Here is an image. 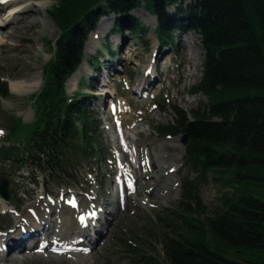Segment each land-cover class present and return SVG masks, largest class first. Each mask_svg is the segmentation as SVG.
Segmentation results:
<instances>
[{
  "label": "rangeland",
  "instance_id": "374dc122",
  "mask_svg": "<svg viewBox=\"0 0 264 264\" xmlns=\"http://www.w3.org/2000/svg\"><path fill=\"white\" fill-rule=\"evenodd\" d=\"M5 1L0 2V19L12 24L2 29L1 33L19 26L17 21L22 17L8 16ZM194 1L178 0L175 5L184 9ZM30 3L35 8L25 16L29 26L19 32V38L12 42L14 46L5 41L11 49L3 48L0 52L11 53L12 56L10 60L1 62L0 66V94L6 91V96H0V149H16L36 122L33 97L43 85L44 67L53 59L54 41L60 35L52 19L58 0H32ZM39 3H42L43 9L37 7ZM173 8L169 7L167 11L174 12ZM129 14L143 33L139 31L132 35L127 31L111 34L112 24L119 16L112 14L101 18L83 45L82 60L77 68L79 71L74 77L76 85L68 83L69 80L64 85L67 97H85L89 113L101 126L99 158L77 161L72 180L65 176H45L29 163L16 169L17 165L12 159L19 156L18 151L0 163V176L8 177L12 193L9 205L19 213L32 206L41 196L43 202L48 199L63 202L64 196L68 197L72 192L78 199L95 197L101 205H97L98 211L104 215L100 239L96 240V245L84 243L83 247L75 246L74 250L61 254H52L49 250L44 254L21 250L5 256L1 251L0 264H158L162 260V238L173 234L163 220L169 217L179 201L182 181L195 176L185 164L183 137L164 136L160 130L175 125L174 107L191 119V112L207 103L205 96L192 94V88L199 84L203 76L204 52L199 36L193 31L174 28L163 44L157 38L156 16L143 6L131 9ZM178 37L185 45V63L180 69L182 56H179ZM150 71L155 72L156 78L145 92L140 91L138 84L143 74L147 75ZM36 73H40L41 84L35 93L26 96L11 93L10 79L13 82L15 78L27 76L35 81ZM144 83L146 85V80ZM69 84L73 85L72 91ZM257 94L264 95V92L257 91ZM119 128L131 146H138L139 157L130 164L132 172L137 171L138 175L143 173L135 187L131 190L125 188L124 194L122 189H118L119 179H122L121 155L112 138V133L118 135L116 131ZM169 140H173L172 150L171 145L166 144ZM94 152L96 154V150ZM159 152L170 155L168 160L174 166L170 179L174 183H170L171 180L168 182V176L157 178L159 169L155 158ZM143 157L148 159L149 164L141 166L140 170L138 163L144 164ZM8 159L10 161H6ZM130 167L125 164L123 169L127 171ZM1 169L5 170L7 177L1 175ZM144 169L147 171L144 172ZM197 188L198 197L207 212L224 192L231 191V188L214 182L211 173L205 182H198ZM156 193H161L162 197H156ZM259 197L264 200V190ZM157 199H161V203ZM61 210L63 222L71 221L76 225L69 211L65 208ZM17 221L13 216L0 214V232L6 231L9 226L14 227ZM52 221L56 223V218ZM14 233H9L7 238ZM63 234L70 237L71 233L63 229ZM149 257L153 260H149Z\"/></svg>",
  "mask_w": 264,
  "mask_h": 264
},
{
  "label": "trees",
  "instance_id": "16d2710c",
  "mask_svg": "<svg viewBox=\"0 0 264 264\" xmlns=\"http://www.w3.org/2000/svg\"><path fill=\"white\" fill-rule=\"evenodd\" d=\"M177 1L58 0L52 19L60 35L33 97L36 122L24 146L0 149V162L19 151L15 165L30 161L51 176L72 179L77 161L99 158L100 125L85 97H67L64 85L98 21L116 14L113 33H143L129 14L143 6L157 17L163 44L174 28L199 36L203 76L192 94L207 99L191 119L174 107L175 125L160 130L186 135L185 164L195 178L182 181L179 201L163 220L173 234L162 238L158 264H264V95L257 94L264 92V0H196L184 9ZM210 173L231 191L207 212L197 184Z\"/></svg>",
  "mask_w": 264,
  "mask_h": 264
},
{
  "label": "bare ground",
  "instance_id": "6f19581e",
  "mask_svg": "<svg viewBox=\"0 0 264 264\" xmlns=\"http://www.w3.org/2000/svg\"><path fill=\"white\" fill-rule=\"evenodd\" d=\"M1 1H5V0H0ZM30 1L32 0H6L5 1V9L8 13V16L11 15V18L13 17H19L22 16L20 18L19 21H17V24L19 26H16L14 28H12L10 31H4L5 33H1L0 32V52L2 51L3 48H8L11 49L10 46H6L7 42H14L15 40H17L19 38V32L21 30H25L27 29V27L29 26V22H28V18L25 17L30 10L34 9L35 6L33 4L30 3ZM39 2V1H37ZM39 6V8L43 9L42 7V3H39V5L37 4V7ZM3 7V6H1ZM1 11V8H0ZM25 17V18H23ZM12 23L10 21H6V20H2L0 19V31L2 29H5L8 25H11ZM22 28V29H21ZM9 29V28H8ZM16 29H19L16 30ZM18 31V32H17ZM181 37H178V47H179V52L180 55L182 56V60L180 62V66L179 69L184 65L185 63V54H183L185 52V45L184 43L180 40ZM7 40V42L5 43V41ZM12 45L14 46V43H12ZM12 46V47H13ZM202 55V54H201ZM12 58L11 53L7 55V53L5 52L0 53V66H1V62H4L5 60H10ZM200 62H202V57L200 58ZM79 71V70H78ZM76 71L71 78L69 79L68 83H74L75 84V76L77 74ZM35 74V73H34ZM36 80L35 81H31L32 78L30 77H18L13 79V82L11 81V79L9 80V84H10V89H11V93L16 94V95H21V96H26V95H30L32 93H35L38 88L40 87L41 84V77H40V73H36ZM156 76H155V72L154 71H150L147 75L146 73L143 74V77L140 80V83L138 84V87L141 90H146V87H148L149 85H151L154 80H155ZM182 78V75H180V80ZM145 80H146V85H145ZM105 83H107L106 81H104ZM99 83V82H98ZM104 83V84H105ZM100 84V83H99ZM71 87V91L74 89L73 85L69 84ZM76 85V84H75ZM122 112V111H120ZM120 127V126H119ZM118 133V135H115L112 133V138H113V142L114 145L116 147V149L118 150V152L120 153L121 157H120V165L122 166V168L120 169V175L123 181V186L125 188H129L131 186H135V184H137L141 179L143 173L141 175H138V172H132L133 168L130 167L131 162L134 160V158H138V156L134 154V151L137 150L138 151V146H131L124 138H123V132L121 131V129L119 128L118 131H116ZM136 132V131H135ZM127 140L129 141V138L127 137ZM173 140H169V141H165L166 144L171 145L170 149L172 150V147L174 148V145L172 146ZM145 150V149H144ZM181 153H183V151H181ZM170 157V155L163 154L161 152H159L155 158L156 160V164L158 166V174H157V178H160L161 175L164 176H168V182L169 180H171V176L172 173H174V166H171L173 163L169 162L168 158ZM132 158V159H131ZM175 161H176V157H174ZM139 161V159L137 160V162ZM148 161V160H147ZM147 161L145 160V158L143 157V165L140 163H138V168L140 169L141 166L145 167L147 164ZM151 161H153V159H151ZM172 163V164H171ZM125 164H128V166L130 167V169H127V171L125 169H123L125 167ZM141 170V169H140ZM147 170L144 169V172H146ZM171 175V176H170ZM141 176V177H140ZM156 180V179H155ZM170 183H174L171 182ZM151 186V185H149ZM123 187V189H124ZM147 188V187H146ZM159 192V191H158ZM162 197L161 193L158 194L156 193V197ZM146 198V196H144V199ZM69 199V200H68ZM144 199H141L140 201H143ZM78 201V205H77V210H81L82 213H87V212H93V214L91 213V218L90 221H88V224H81L79 226V228H75L74 225L71 223V221H67L66 223L63 224V229H65L66 231L69 230H73L72 234H70V237H67V239H64V234H61L60 232H62L61 230V226H60V221L61 216H58V220L56 223H54L55 226H52V217L55 216L56 214V207H64L66 208L69 213L71 214V216H73L76 213V210H74L73 208L69 207V203L73 202V201ZM95 197H88L85 199H81L78 200L76 197L75 193H70L68 197L64 198L63 202H59L56 201V203H52L46 207H43V202L41 200L36 201L35 204H32L33 206H30V209H34L36 212V220L33 219L31 216L29 217V213L28 210L25 209L21 215H19L18 213L15 212V210L10 206L5 204L3 201L0 200V213L1 214H6V213H10L13 217L15 216L17 217H21L25 220H27L28 222L25 223V229H28V236L26 239H23L22 236H18L19 232L14 233L13 235H11V240L8 238H0V247H2V250L4 255H10L12 252L18 253L22 251H25L26 249H30L32 245L31 243H36L37 245L40 246H48V243H51L52 245H76L77 247H83V244L79 241L80 237H83L88 241L89 244L91 245H96V240L100 239L101 237V232L102 229L104 228V221H103V215L101 212H99L97 209H95ZM76 201V202H77ZM158 203H161V199H157ZM66 204V206L64 205ZM100 206V204H98ZM80 213V214H82ZM78 214V215H80ZM77 215V216H78ZM76 216V217H77ZM94 216V217H93ZM91 228V230H90ZM70 233V232H69ZM81 234V235H80ZM99 234V236H98ZM2 235L0 234V237ZM9 242H8V241ZM27 240L30 242L29 244H27ZM50 240V242H49ZM72 242H76V243H72ZM81 244H80V243ZM96 242V243H95ZM7 244V245H6ZM4 245L6 247H4ZM40 248V247H39ZM74 248V247H71ZM4 249L6 251H4ZM0 251V254H1ZM2 257V256H1Z\"/></svg>",
  "mask_w": 264,
  "mask_h": 264
},
{
  "label": "water",
  "instance_id": "95a60500",
  "mask_svg": "<svg viewBox=\"0 0 264 264\" xmlns=\"http://www.w3.org/2000/svg\"><path fill=\"white\" fill-rule=\"evenodd\" d=\"M186 137L183 138V141L185 142ZM0 198H2L4 201H9L10 199V192L8 191V182L5 178H0Z\"/></svg>",
  "mask_w": 264,
  "mask_h": 264
},
{
  "label": "snow or ice",
  "instance_id": "6c2138e0",
  "mask_svg": "<svg viewBox=\"0 0 264 264\" xmlns=\"http://www.w3.org/2000/svg\"><path fill=\"white\" fill-rule=\"evenodd\" d=\"M0 134H2V133H0Z\"/></svg>",
  "mask_w": 264,
  "mask_h": 264
}]
</instances>
